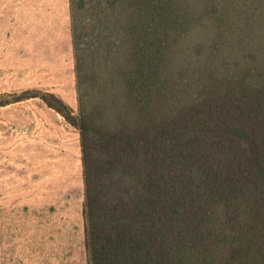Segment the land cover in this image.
Listing matches in <instances>:
<instances>
[{"label": "trees", "instance_id": "trees-1", "mask_svg": "<svg viewBox=\"0 0 264 264\" xmlns=\"http://www.w3.org/2000/svg\"><path fill=\"white\" fill-rule=\"evenodd\" d=\"M87 264H264V0H69Z\"/></svg>", "mask_w": 264, "mask_h": 264}, {"label": "rangeland", "instance_id": "rangeland-1", "mask_svg": "<svg viewBox=\"0 0 264 264\" xmlns=\"http://www.w3.org/2000/svg\"><path fill=\"white\" fill-rule=\"evenodd\" d=\"M70 26L69 0H0V101L37 90L77 110ZM83 201L79 132L40 99L0 106V264L20 248L83 264Z\"/></svg>", "mask_w": 264, "mask_h": 264}, {"label": "crops", "instance_id": "crops-1", "mask_svg": "<svg viewBox=\"0 0 264 264\" xmlns=\"http://www.w3.org/2000/svg\"><path fill=\"white\" fill-rule=\"evenodd\" d=\"M30 250L27 251L25 248L15 249L13 255L15 256L12 264H48L46 258V251H33V253L38 256L37 260L30 261L29 258H26ZM21 257V258H20ZM20 259V260H19ZM87 264V252H85L84 263Z\"/></svg>", "mask_w": 264, "mask_h": 264}]
</instances>
